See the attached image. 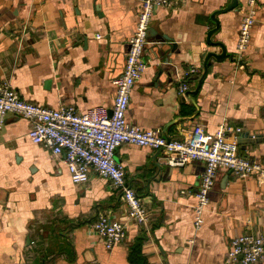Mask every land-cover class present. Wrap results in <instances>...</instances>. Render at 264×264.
Listing matches in <instances>:
<instances>
[{"label": "crops", "instance_id": "1", "mask_svg": "<svg viewBox=\"0 0 264 264\" xmlns=\"http://www.w3.org/2000/svg\"><path fill=\"white\" fill-rule=\"evenodd\" d=\"M228 2L174 0L172 7L156 10L143 55L148 66L132 89L127 119L162 131L178 118L167 129L175 138L195 127L215 132L228 121L246 134L240 154L264 166V134L260 142L249 136L264 132V0H258L250 44L241 54L237 41L248 0L218 16L221 28L213 40L223 42L229 56L210 60L196 95L199 110L182 104L178 93L183 73L196 66L195 75H201L207 52L220 50L207 43L206 17ZM140 5V0H0V84L7 81L24 100L50 107L111 108L114 80L123 70ZM164 34L175 46L165 53L171 55L169 66L160 71L164 62L158 41ZM30 127L28 119L10 113L1 133L0 264H134L129 253L138 238H143L147 264H230L235 236L264 235V183L254 174L243 178L232 172L222 188L229 170L220 168L198 229L195 193L204 162L170 170L166 164L148 183L156 172L151 161L156 151L123 144L116 160L150 220L139 226L128 222L127 238L108 250L91 225L102 213L127 222L123 197L96 173L87 183L75 184L63 156L33 143Z\"/></svg>", "mask_w": 264, "mask_h": 264}, {"label": "built area", "instance_id": "2", "mask_svg": "<svg viewBox=\"0 0 264 264\" xmlns=\"http://www.w3.org/2000/svg\"><path fill=\"white\" fill-rule=\"evenodd\" d=\"M140 2L137 26L129 41L127 58L122 73L114 80L117 89L111 108L101 105L82 112L73 105L50 107L24 100L7 81L0 84V138L6 116L10 113L20 115L30 121L28 136L33 143L63 156L75 184L87 183L91 174L96 173L107 179L123 197L127 222L102 213L91 225L92 232L99 236L108 250L127 238L128 222L139 226L148 224L150 220L142 198L126 180L124 165L116 160V151L123 144L148 147L155 151L161 148L165 163L173 167H182L193 161L204 162V171L195 193L194 226L198 229L204 224L210 192L220 168L233 170L243 178L254 174L258 183H264V166L239 152L243 133L240 126L224 121L215 132L195 127L183 138H166L161 130H146L128 121L132 89L148 66L143 55L154 14L158 8L174 5V0ZM248 5L239 29V54L245 52L250 44L258 0H248ZM97 37L102 36L97 34ZM197 73L196 66H190L183 73L178 87L180 95L190 89L189 79ZM263 260L264 235L244 232L232 239L228 263L259 264Z\"/></svg>", "mask_w": 264, "mask_h": 264}, {"label": "water", "instance_id": "3", "mask_svg": "<svg viewBox=\"0 0 264 264\" xmlns=\"http://www.w3.org/2000/svg\"><path fill=\"white\" fill-rule=\"evenodd\" d=\"M240 5H241V0H229V2L224 7L215 10L214 12H212L210 14V16H207L206 17V23H207V25L210 28L209 31H208V33H207V39H206L207 40V43L209 45H212V46H216V47L218 46L220 48V50L219 51H210V52H207V54L204 57L203 67L199 71V73L201 75H193L191 77V80L194 81L195 88L185 91L180 96V98H181L180 101H181L182 104L190 103L191 105L195 106V108L197 109V111L199 110V107H198L197 101H196V95L199 93V90H200V88L202 86L203 80L205 79V77L208 74L210 60L211 59H215L217 61H222V60H224L225 58H227L229 56L225 44L223 42L213 40L214 34L216 32H218L220 30V28H221V22H220L218 16L220 14H223V13H226V12H229V11L236 10V9L239 8ZM153 31L154 30L151 28L150 29V33H152ZM171 39L172 38H170L169 36H167V35L164 34V35L161 36V38L158 41L160 43V45H161V48H162L161 53H160V56L162 57L161 59H163L162 61L164 62V63H162V67L160 68V71H163L164 69H166L167 66H169L168 63L170 62V56L171 55L170 54H167L166 55L165 53L167 51L172 50L173 47L175 46V43H173L174 45L170 43L172 41ZM128 49H129V47H128ZM127 52H128V50H127ZM127 52L125 54V59L124 60H126V58H127ZM238 62L240 64H243L244 66H246V63L244 62V60L240 59ZM196 114L197 113H194V114H191L189 116L183 117V119H192V118L196 117ZM177 121H178V118H176L175 120H173L170 124H173V123H175ZM170 124H168L162 130V135L165 136L166 138H169L167 129H168V126ZM260 134H261V136H260ZM263 134H264V132H259V133L252 132V133L249 134V136L251 137V140L252 141H254V142L255 141L260 142V138L263 137ZM243 136H246V134H241L239 143L242 142ZM164 158H165V155L163 154L161 148L158 149V150H156V152L152 155L151 161L153 163V168L156 170V172H155V174L153 176H151L149 178L148 183L152 179H156V176L157 175L159 176V175H161V173H163L164 166L166 165L165 161H162V159L164 160ZM168 166H169V167H167L168 170H170V168L173 167V166H170V165H168ZM232 172H233V170H229L228 173H227V175L225 176V178L220 183V185H221L222 188H225L226 187V184L228 182L229 176H230V174ZM217 176H218V172H217V175H216V181H217ZM216 181H215V185H216ZM215 185H214V187H215Z\"/></svg>", "mask_w": 264, "mask_h": 264}, {"label": "trees", "instance_id": "4", "mask_svg": "<svg viewBox=\"0 0 264 264\" xmlns=\"http://www.w3.org/2000/svg\"><path fill=\"white\" fill-rule=\"evenodd\" d=\"M143 238H138L129 253V260L134 264H147L142 253Z\"/></svg>", "mask_w": 264, "mask_h": 264}]
</instances>
